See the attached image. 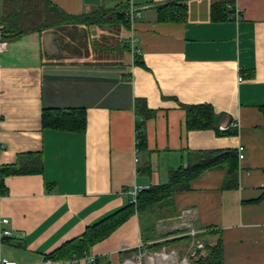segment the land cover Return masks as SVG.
Instances as JSON below:
<instances>
[{
  "label": "crops",
  "instance_id": "0c3cea01",
  "mask_svg": "<svg viewBox=\"0 0 264 264\" xmlns=\"http://www.w3.org/2000/svg\"><path fill=\"white\" fill-rule=\"evenodd\" d=\"M171 1L186 5L185 20L158 18V7ZM211 3L0 0L7 37L0 54V219L7 222L0 226L10 232L0 237L1 257L17 264H83L81 258L53 263L47 255L131 203L134 187L167 183L170 171L195 161L198 152H237L241 145L236 187H223L224 170H205L187 190L176 191L169 206L131 215L87 254L94 264H121L192 228L207 234L209 245L219 239L224 264H264V0H235L240 18L222 21L211 19ZM116 9L138 13L118 28V57H61L64 36L46 26ZM75 21H64L73 30L68 33L83 30ZM10 24L14 34L33 31L12 36L5 29ZM45 33L58 47L51 55ZM136 100L154 111L145 121V152L135 147ZM197 104L212 107V128L186 129L181 105ZM54 108L83 109L84 131L43 127L42 110ZM226 129L235 133H217ZM144 162L149 171L137 172Z\"/></svg>",
  "mask_w": 264,
  "mask_h": 264
},
{
  "label": "trees",
  "instance_id": "16d2710c",
  "mask_svg": "<svg viewBox=\"0 0 264 264\" xmlns=\"http://www.w3.org/2000/svg\"><path fill=\"white\" fill-rule=\"evenodd\" d=\"M49 4V3H48ZM50 5V4H49ZM235 0H212L210 7V16L213 21H222L230 18L233 14ZM51 10L53 8H50ZM123 9H126L124 6ZM120 9V10H121ZM119 11L118 9L113 12H97L93 15H87L82 18H65L59 23H66L70 19L76 20L74 23L82 25H93L96 19L113 20L124 26L128 22L126 20V12ZM158 18L162 21H183L186 18V5L179 1H171L167 4L158 7ZM0 22L3 24V18H0ZM72 23V21H70ZM101 24V23H100ZM52 25V24H51ZM46 26L47 28L51 26ZM5 26V25H4ZM44 27V28H46ZM8 32H11L12 36H20L24 33H28L29 30H17L14 34V27L12 24L5 28ZM41 29V28H40ZM38 28L35 31L40 30ZM5 30V32H6ZM7 33V32H6ZM5 35V34H4ZM5 37V36H4ZM123 46L118 47L107 46L105 51L112 54L114 57H118ZM104 50V49H102ZM135 63L141 64L139 57L135 55ZM185 111V126L187 130L208 129L213 127L214 111L208 104L197 105H181ZM261 111L264 114V105L261 107ZM134 113L137 118L134 124V138L135 147L137 152L146 151V135H145V121L154 115V111L149 110L142 100L135 101ZM41 123L43 127H50L54 129L82 132L85 129L86 117L83 109L68 108V109H43L41 114ZM217 133L227 135L234 134L235 130L226 129L223 131H217ZM138 155V153H137ZM197 159L188 163L186 167L172 170L169 173L168 182L164 184L151 185L147 188H142L136 192L134 200L131 203L117 209L106 217L93 223L85 228L84 232L75 238L63 242L58 248L47 255V259L53 263H62L73 258H81L88 253L89 249L96 243L107 238L117 227H119L124 221H126L131 215L144 214L151 209L158 206H169L172 202V196L176 191L187 190L189 182L202 173L205 170L219 168L225 171L224 188H234L237 186V173H238V156L236 150H208L195 154ZM138 158L136 159V161ZM12 173H24L27 170L24 169H10ZM137 172L147 173L149 171L148 163L144 162L143 166L136 167ZM31 172V171H29ZM3 174L4 170H0ZM264 194V193H263ZM207 234H197L194 236V242L201 240L204 242L205 255L196 256L195 260L192 259V264H224L222 260V248L219 239L214 245H209ZM187 238V241H191V236H183L180 238L171 239L162 243H156L151 247L160 248L163 244H171L177 242L180 239Z\"/></svg>",
  "mask_w": 264,
  "mask_h": 264
},
{
  "label": "rangeland",
  "instance_id": "374dc122",
  "mask_svg": "<svg viewBox=\"0 0 264 264\" xmlns=\"http://www.w3.org/2000/svg\"><path fill=\"white\" fill-rule=\"evenodd\" d=\"M62 25L61 27L50 26V29L60 34L62 33L65 37H61L64 40L62 41L63 54L61 55L63 59H83L87 56L94 59V61L109 60L113 56L107 53L105 48L107 46L118 47L121 43L118 29L121 27V24L113 20L102 22V20L96 19L93 25H82L83 30L80 33L75 30L73 34L68 33L69 31H73L69 28V24L64 23ZM95 27L97 33L92 34ZM11 38L13 37L11 36ZM207 241L209 242L208 239ZM177 242L163 244L160 248L151 250L149 253L146 252L145 255H142L140 264H192V259L194 258L193 260H195L197 258L193 253L195 247L200 245L203 249L205 246L201 240L194 242V239H191V241H187L186 243L180 242V240ZM198 255L204 256L205 251L201 250ZM148 256H152L153 260L148 261ZM136 264L138 263L136 262Z\"/></svg>",
  "mask_w": 264,
  "mask_h": 264
},
{
  "label": "built area",
  "instance_id": "2783aa9c",
  "mask_svg": "<svg viewBox=\"0 0 264 264\" xmlns=\"http://www.w3.org/2000/svg\"><path fill=\"white\" fill-rule=\"evenodd\" d=\"M125 14H126V19L129 22H132L136 15L138 16L137 11H135L133 9H129ZM231 17L233 19H236V20H238L240 18V12H239V10H237L235 8V6H234L233 14L231 15ZM135 42H136V38L134 36H132L128 40L127 44L132 47ZM5 49H6V40L4 38V29H3L2 23L0 22V54L2 52H4ZM238 80H241V78L238 77ZM222 129H224V127ZM243 152H244L243 146L239 145L237 147L238 159H242L243 158V156H244ZM140 189H142V188L134 187L133 190L131 191V193L133 195V200H134V196H135L136 192L139 191ZM187 212L188 211H186L185 213H187ZM6 222H7L6 218L0 219V225L3 224V223H6ZM196 233L197 232L194 229H192V228H190L188 230V235H190L191 237H194L196 235ZM9 234H10V232L8 230L1 229V226H0V237L6 236V235H9ZM262 238H263V242H264V231L262 233ZM142 255H145V254H139L137 259H135V260L125 259V260H123V262L121 264H136V262L138 264H140V260H141ZM81 259L83 261V264H94V261H95V257L92 254H86L83 257H81ZM147 260L148 261H152L153 257L152 256H148ZM0 264H17V262L15 260L8 259L6 257H1L0 256Z\"/></svg>",
  "mask_w": 264,
  "mask_h": 264
},
{
  "label": "water",
  "instance_id": "95a60500",
  "mask_svg": "<svg viewBox=\"0 0 264 264\" xmlns=\"http://www.w3.org/2000/svg\"><path fill=\"white\" fill-rule=\"evenodd\" d=\"M43 45L49 55L55 53L58 50L57 44L53 41V35L51 33H45L43 35ZM205 247V246H204ZM201 249L200 245H197L194 249V254L198 255Z\"/></svg>",
  "mask_w": 264,
  "mask_h": 264
}]
</instances>
